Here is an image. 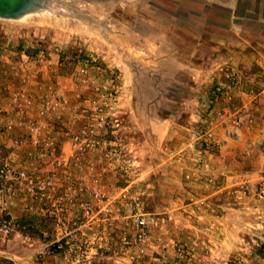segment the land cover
<instances>
[{"label": "rangeland", "instance_id": "1", "mask_svg": "<svg viewBox=\"0 0 264 264\" xmlns=\"http://www.w3.org/2000/svg\"><path fill=\"white\" fill-rule=\"evenodd\" d=\"M21 51L37 56L43 82L69 86L76 52L119 77L121 134L138 164L131 177L156 215L152 240L166 245L164 261L155 253L151 264H172L178 246L183 264H264V0H44L27 16L0 17L2 94L18 82L11 67ZM195 74L198 89L188 92ZM217 86L257 109L254 125L213 152L225 160L219 170L204 167L201 155L181 159L186 137L167 131V119L187 109L184 95L198 109ZM31 220L0 248V264L36 250L39 222Z\"/></svg>", "mask_w": 264, "mask_h": 264}, {"label": "built area", "instance_id": "2", "mask_svg": "<svg viewBox=\"0 0 264 264\" xmlns=\"http://www.w3.org/2000/svg\"><path fill=\"white\" fill-rule=\"evenodd\" d=\"M22 57L11 67L18 82L0 92V248L32 217L40 237L32 255L9 264H151L155 253L164 261L166 245L152 240L156 215L131 177L138 164L121 134L117 74L78 58L69 86L47 83L37 56ZM198 113L190 146L206 157L257 121L252 102L225 86ZM177 252L172 264H183L185 249Z\"/></svg>", "mask_w": 264, "mask_h": 264}, {"label": "crops", "instance_id": "3", "mask_svg": "<svg viewBox=\"0 0 264 264\" xmlns=\"http://www.w3.org/2000/svg\"><path fill=\"white\" fill-rule=\"evenodd\" d=\"M196 67H198V65H196ZM199 67L202 68V64H200ZM198 68H196V70H198ZM194 78L196 79L194 84L189 83L185 86V89H187L188 92H189V89H198V84H199L198 80L199 79L197 77V74L194 75ZM243 94H245V93H243ZM260 95H262V94L259 93V96ZM259 96H258L259 99L256 102L260 101L259 102V104H260V103H263V100L261 98L262 96H260V97ZM180 100H181L180 102L182 104L187 105V109L181 110V108H180V111H182L180 118H179V116H174L171 119H167L168 120L167 122H170L169 126H167V131L170 133L171 137L173 135H176V132H178L180 136H182V134H181L182 132L184 133L186 138L183 141H180L183 144L182 148H185V151L183 153V157L181 158V159H183L184 156L191 157V155H193V154H195L197 156L199 155V154L195 153L194 149H192V147L190 146L191 145L190 144V130H192L195 122L199 119V113H198L197 107L193 106V105H196L198 102L196 97H194V96L193 97H187L186 95H184ZM263 111H264V109H263V104H262L260 107V114L263 115ZM131 112H133V109H131ZM255 136H257V135H255ZM223 152H224V150H222V153ZM230 153H233V151H231ZM176 155H177V150H170L169 151V156H171V158L177 157ZM216 155H217L216 153L214 155L212 153L211 155L207 156L209 159L208 163L211 165L212 168H214V169L217 168V170H219V169H221L220 167H223L225 165L224 164L225 160H222L220 157H218ZM228 156L229 155L227 154V156L225 157L226 160L230 159V156L229 157ZM207 157H206V155L202 154L201 158L199 156V159L207 158ZM228 166L232 168L233 164L232 165L230 164Z\"/></svg>", "mask_w": 264, "mask_h": 264}, {"label": "water", "instance_id": "4", "mask_svg": "<svg viewBox=\"0 0 264 264\" xmlns=\"http://www.w3.org/2000/svg\"><path fill=\"white\" fill-rule=\"evenodd\" d=\"M44 0H0V17L21 18L38 8Z\"/></svg>", "mask_w": 264, "mask_h": 264}, {"label": "trees", "instance_id": "5", "mask_svg": "<svg viewBox=\"0 0 264 264\" xmlns=\"http://www.w3.org/2000/svg\"><path fill=\"white\" fill-rule=\"evenodd\" d=\"M22 52V51H21ZM67 53V52H66ZM66 53H64V54H62V56H61V58H60V61H61V64L63 63V60H65V59H69V55L68 54H66ZM22 54H26V55H28V56H33L34 54H29L28 52H26V51H23L22 52ZM35 56V55H34ZM78 58H84V55L82 54V52H76V53H74L73 55H72V57H71V60L73 61V63H75L76 61H77V59ZM85 58H87V57H85ZM263 251H264V244H263ZM263 256H264V252H263Z\"/></svg>", "mask_w": 264, "mask_h": 264}, {"label": "bare ground", "instance_id": "6", "mask_svg": "<svg viewBox=\"0 0 264 264\" xmlns=\"http://www.w3.org/2000/svg\"><path fill=\"white\" fill-rule=\"evenodd\" d=\"M27 15H29V13H28V14H26V15H24V16H27Z\"/></svg>", "mask_w": 264, "mask_h": 264}]
</instances>
